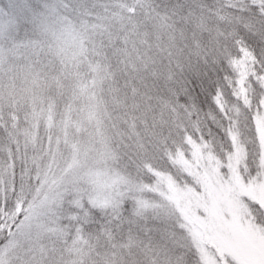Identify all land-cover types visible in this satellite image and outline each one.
I'll list each match as a JSON object with an SVG mask.
<instances>
[{
    "label": "snow or ice",
    "instance_id": "1",
    "mask_svg": "<svg viewBox=\"0 0 264 264\" xmlns=\"http://www.w3.org/2000/svg\"><path fill=\"white\" fill-rule=\"evenodd\" d=\"M0 264H264V0H0Z\"/></svg>",
    "mask_w": 264,
    "mask_h": 264
}]
</instances>
